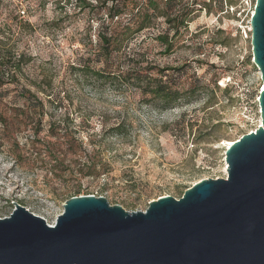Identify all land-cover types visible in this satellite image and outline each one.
I'll use <instances>...</instances> for the list:
<instances>
[{"label":"rangeland","instance_id":"rangeland-1","mask_svg":"<svg viewBox=\"0 0 264 264\" xmlns=\"http://www.w3.org/2000/svg\"><path fill=\"white\" fill-rule=\"evenodd\" d=\"M75 1L0 0V48L23 65L18 80L0 88V219L18 204L53 225L79 188L77 196L145 211L159 197L180 199L202 180L226 178L227 142L261 120L252 16L241 0L223 12L220 0H196L185 41L171 55L155 41L167 31L164 19L132 46L149 69L181 67L185 76L172 82L198 89L190 104L173 109L129 83L95 76L99 18L111 5L87 0L93 7L82 9Z\"/></svg>","mask_w":264,"mask_h":264},{"label":"water","instance_id":"water-1","mask_svg":"<svg viewBox=\"0 0 264 264\" xmlns=\"http://www.w3.org/2000/svg\"><path fill=\"white\" fill-rule=\"evenodd\" d=\"M261 125L227 147V177L129 212L74 196L53 225L15 204L0 219V264H264V0L251 18Z\"/></svg>","mask_w":264,"mask_h":264},{"label":"trees","instance_id":"trees-1","mask_svg":"<svg viewBox=\"0 0 264 264\" xmlns=\"http://www.w3.org/2000/svg\"><path fill=\"white\" fill-rule=\"evenodd\" d=\"M77 5L82 8H92V3L87 0H76ZM97 4H110L106 13H101L99 18L98 46L97 53L100 69L93 70L96 77L101 80L119 81L120 83H129L138 89L142 95L150 96V99L157 105L165 109L190 104L191 99L196 94V87L182 89L172 82L174 79H181L185 73L181 67L172 69H149L144 61H141V53H134L133 45L140 40L142 33L155 25L160 19H164L168 26L167 31L156 36L155 41L164 47V55H171L175 52V47L184 42L186 32L190 23L194 20V14L197 9L193 4L183 3L177 0H101ZM220 12H223L224 6L232 5L231 0H220ZM201 10L207 13L211 12V4L204 2ZM222 33L218 30L217 34ZM222 45V43H215ZM202 49V45L200 47ZM133 54H130V51ZM200 49V50H201ZM204 53H199L202 55ZM129 56V61L122 63V59ZM116 61L117 67L110 69L111 62ZM21 56L10 53L9 50L0 48V88L6 84L14 83L18 80V72L22 70ZM201 67L203 63L196 61ZM127 65V68L124 67ZM25 65V64H24ZM194 78H197L194 74ZM31 95L30 91L26 92ZM37 104L42 103L35 99ZM120 127H115L113 132L123 134ZM35 133V139L37 137ZM36 142V141H34ZM57 161V160H56ZM64 164V162L62 161ZM93 166H97L93 163ZM91 170V167H88ZM88 176H93L89 171ZM81 188L75 192V196L80 195ZM184 194V193H183ZM182 194V195H183ZM74 197V196H72ZM71 197V198H72Z\"/></svg>","mask_w":264,"mask_h":264},{"label":"built area","instance_id":"built-area-1","mask_svg":"<svg viewBox=\"0 0 264 264\" xmlns=\"http://www.w3.org/2000/svg\"><path fill=\"white\" fill-rule=\"evenodd\" d=\"M255 5H256V0H241L240 9L243 12L247 11L251 13V16H252L254 14ZM250 31H251V28H250ZM260 125H261V120H260Z\"/></svg>","mask_w":264,"mask_h":264},{"label":"bare ground","instance_id":"bare-ground-1","mask_svg":"<svg viewBox=\"0 0 264 264\" xmlns=\"http://www.w3.org/2000/svg\"><path fill=\"white\" fill-rule=\"evenodd\" d=\"M263 86V85H262ZM261 86V87H262ZM261 87H260V89H261ZM233 144V142H227V147H229L230 145H232ZM226 166H227V164H226ZM227 169V168H226ZM226 171V173H227V170H225Z\"/></svg>","mask_w":264,"mask_h":264}]
</instances>
